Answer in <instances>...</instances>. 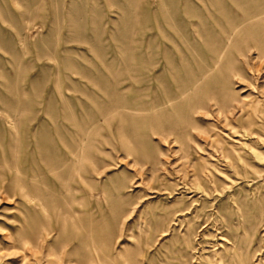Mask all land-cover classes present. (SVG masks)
<instances>
[{
	"label": "rangeland",
	"instance_id": "obj_1",
	"mask_svg": "<svg viewBox=\"0 0 264 264\" xmlns=\"http://www.w3.org/2000/svg\"><path fill=\"white\" fill-rule=\"evenodd\" d=\"M0 264H264V0H0Z\"/></svg>",
	"mask_w": 264,
	"mask_h": 264
}]
</instances>
